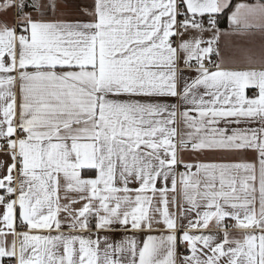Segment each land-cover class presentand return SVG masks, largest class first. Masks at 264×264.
<instances>
[{"label": "snow or ice", "instance_id": "snow-or-ice-1", "mask_svg": "<svg viewBox=\"0 0 264 264\" xmlns=\"http://www.w3.org/2000/svg\"><path fill=\"white\" fill-rule=\"evenodd\" d=\"M0 264H264V0H0Z\"/></svg>", "mask_w": 264, "mask_h": 264}, {"label": "crops", "instance_id": "crops-1", "mask_svg": "<svg viewBox=\"0 0 264 264\" xmlns=\"http://www.w3.org/2000/svg\"><path fill=\"white\" fill-rule=\"evenodd\" d=\"M236 2H238V1H236ZM253 2H254V1H253ZM256 43H257V44H259V38H257V41H256Z\"/></svg>", "mask_w": 264, "mask_h": 264}, {"label": "trees", "instance_id": "trees-1", "mask_svg": "<svg viewBox=\"0 0 264 264\" xmlns=\"http://www.w3.org/2000/svg\"><path fill=\"white\" fill-rule=\"evenodd\" d=\"M236 1H238V0H234V2H236ZM254 0H248V2H253Z\"/></svg>", "mask_w": 264, "mask_h": 264}]
</instances>
